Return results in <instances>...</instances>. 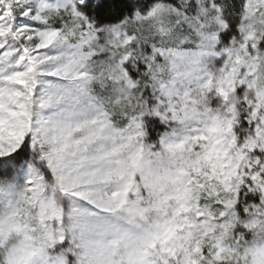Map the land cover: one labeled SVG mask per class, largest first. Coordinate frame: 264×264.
I'll use <instances>...</instances> for the list:
<instances>
[{
	"label": "clouds",
	"instance_id": "9594fccd",
	"mask_svg": "<svg viewBox=\"0 0 264 264\" xmlns=\"http://www.w3.org/2000/svg\"><path fill=\"white\" fill-rule=\"evenodd\" d=\"M0 0V264H264V0Z\"/></svg>",
	"mask_w": 264,
	"mask_h": 264
},
{
	"label": "snow or ice",
	"instance_id": "6c2138e0",
	"mask_svg": "<svg viewBox=\"0 0 264 264\" xmlns=\"http://www.w3.org/2000/svg\"><path fill=\"white\" fill-rule=\"evenodd\" d=\"M115 2V0H113ZM109 9V0H101L100 6L98 8V11L100 13L106 12Z\"/></svg>",
	"mask_w": 264,
	"mask_h": 264
}]
</instances>
